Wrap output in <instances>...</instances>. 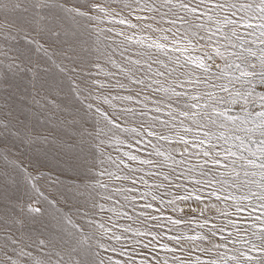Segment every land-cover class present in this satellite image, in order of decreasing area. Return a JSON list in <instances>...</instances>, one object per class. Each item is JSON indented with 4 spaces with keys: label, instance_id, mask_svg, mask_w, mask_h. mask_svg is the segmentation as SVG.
Listing matches in <instances>:
<instances>
[{
    "label": "snow or ice",
    "instance_id": "snow-or-ice-1",
    "mask_svg": "<svg viewBox=\"0 0 264 264\" xmlns=\"http://www.w3.org/2000/svg\"><path fill=\"white\" fill-rule=\"evenodd\" d=\"M0 264H264V0H0Z\"/></svg>",
    "mask_w": 264,
    "mask_h": 264
}]
</instances>
